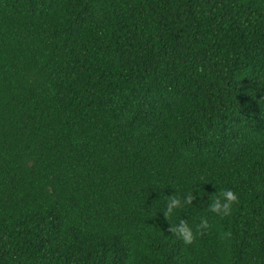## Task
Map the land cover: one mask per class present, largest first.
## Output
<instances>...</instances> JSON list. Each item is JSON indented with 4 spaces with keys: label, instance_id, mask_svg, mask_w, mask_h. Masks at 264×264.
Instances as JSON below:
<instances>
[{
    "label": "trees",
    "instance_id": "trees-1",
    "mask_svg": "<svg viewBox=\"0 0 264 264\" xmlns=\"http://www.w3.org/2000/svg\"><path fill=\"white\" fill-rule=\"evenodd\" d=\"M0 264H264V0H0Z\"/></svg>",
    "mask_w": 264,
    "mask_h": 264
},
{
    "label": "clouds",
    "instance_id": "clouds-1",
    "mask_svg": "<svg viewBox=\"0 0 264 264\" xmlns=\"http://www.w3.org/2000/svg\"><path fill=\"white\" fill-rule=\"evenodd\" d=\"M224 200L221 203L219 200H215L212 204V211L217 213L218 216L227 217L230 215V205L232 202H235L237 197L233 191L225 190L223 192ZM179 200L175 197L169 198L168 207H167V215L168 217L173 216V209L179 206ZM174 234L178 235L185 243H191L194 239L193 232L191 228L187 224H183L181 226L173 225Z\"/></svg>",
    "mask_w": 264,
    "mask_h": 264
}]
</instances>
